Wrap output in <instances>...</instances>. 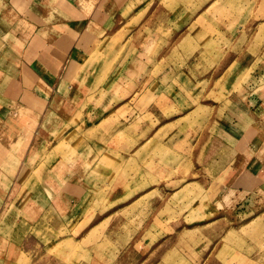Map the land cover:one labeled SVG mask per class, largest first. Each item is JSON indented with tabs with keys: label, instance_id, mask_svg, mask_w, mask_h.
<instances>
[{
	"label": "rangeland",
	"instance_id": "1",
	"mask_svg": "<svg viewBox=\"0 0 264 264\" xmlns=\"http://www.w3.org/2000/svg\"><path fill=\"white\" fill-rule=\"evenodd\" d=\"M181 5L186 6L188 25L196 27L194 31L199 29V34L192 36L202 40L199 46L195 43L189 45L188 64L181 67L156 65L150 70L151 77L156 78L154 83L136 81L133 85L130 82L128 91L139 85L132 101L135 112H123L118 118L113 115V121H106L111 123L109 125L122 127L130 123L134 125L133 142L140 144L135 161L124 153L131 148L132 138L126 137L125 131L118 130L112 133L113 140L105 144L104 150H97L98 154H103L101 159L95 158L93 164L86 159V163L80 160L85 163L82 170L61 171L63 176H60L58 166L50 165L52 155L73 160L83 140L88 143V138L94 136L79 124V117H85V113L81 112L82 115L72 120L62 114L60 117L66 131L55 133L43 146L38 137L33 139L37 128L33 122L41 120V115L30 107H26L28 113L16 114L19 120L16 123L22 127L26 125L25 144H16L19 136L16 141L8 143L19 154V161L13 159L15 169L20 167L18 173L24 164L31 163L29 154L39 150L30 165L29 175H24L16 185L17 188L21 186L20 193L11 196L17 198L13 201L15 204L3 206L1 197L4 199L5 194L0 192V264H115L113 251H109V257H106L99 248L112 249L119 244H122L124 253L117 264H162L158 263L162 241L166 239L171 243V249L178 250L177 233L181 226L186 229L204 226L219 217L227 219L215 226H207L205 236L197 235L195 246L190 244L184 249L186 253L188 250L199 254L189 260L214 264L213 250L220 247L228 233L231 234L230 240H236L230 242L231 249L243 250L244 244L255 245L258 253H264V182L260 186L258 181L239 182L237 175L243 170V163L234 161L236 143H243V140L255 143L251 146L253 150L255 145L259 149V143L264 139V0H182ZM191 13L195 15L192 17ZM172 16L158 14L155 18L160 25L168 27L178 16L177 9L172 11ZM168 33L159 35L161 41L168 38ZM201 53L206 58L204 64ZM97 54H93L96 59ZM77 56L76 51L75 58ZM140 68V74L145 73L146 67ZM179 70L181 76L176 75ZM140 74L135 76L147 75ZM83 84L74 83L77 94L85 91L81 88ZM26 101L30 104L28 99ZM111 102L108 99V103ZM51 103L54 109L64 104L56 96ZM57 110L61 111L62 107ZM53 116L52 113L51 118ZM45 124L43 121L42 126ZM221 131L229 132L230 138ZM32 139L35 150L29 146ZM19 141L22 143V139ZM152 145L159 146L146 155L145 151ZM229 146L230 177H227L224 176L226 170L222 173L218 170L226 165ZM2 149L0 147V154L4 152ZM149 156L153 157L150 164H146ZM100 161H104V169ZM65 164L69 165L68 161ZM1 169V173L12 174L2 158ZM96 172L101 176L109 173L114 178L100 180ZM218 173L221 174L216 176ZM11 180L0 174V190ZM63 188L69 192L63 194L68 197L66 201L73 198L82 203L85 199L87 203L85 211L76 212V217L72 218L74 227L66 226L71 212L58 207L62 198L57 200L56 194ZM229 188V210L219 209L223 216L212 214L211 206ZM25 190L29 192L26 194ZM133 202L138 204L131 208ZM105 203L114 208L107 209ZM115 204L117 206H113ZM102 218L103 225H96ZM106 229L109 231L103 237ZM133 231L138 232L133 235ZM212 234L218 236L216 241L210 238ZM155 249L158 252L146 261L148 250ZM230 257L231 262L237 261ZM172 258L174 260L175 256ZM255 260L259 261V257Z\"/></svg>",
	"mask_w": 264,
	"mask_h": 264
},
{
	"label": "crops",
	"instance_id": "2",
	"mask_svg": "<svg viewBox=\"0 0 264 264\" xmlns=\"http://www.w3.org/2000/svg\"><path fill=\"white\" fill-rule=\"evenodd\" d=\"M181 1L0 0V147L4 151V154L0 155V160L2 158V161L9 165L11 168L9 170L12 172V174L1 173L3 170H0L2 177L12 179L4 189L0 190L2 195L5 194L4 199L1 197L3 206L7 204L10 206L17 199L11 196L14 193H20L21 186L17 188L16 185H18L24 175H27L31 171L30 165L37 157L39 150H37V154H35L36 156L34 155L31 163L27 165V171L20 175L18 173L20 167L17 166L15 169V165L13 164V159L18 160L19 154L14 152L13 146L8 144L9 141H16L18 136L20 140L22 139V143L18 139L16 144H25L23 141L26 139L24 137L26 125L22 127L16 123L19 121L16 114L21 115L23 110H27L26 107H30L34 112L44 115L48 108H51L50 104L55 95L60 96L65 105L61 106V111L57 110L53 112L54 116L45 124V127L42 126L44 116L41 118L34 131L33 139L38 137L42 146L48 144V142L45 143L46 139H49L55 133L58 135L60 132L64 133L66 131V129L64 130L65 125H62L63 119L60 117L62 114L67 115V120H72L75 116L78 115L79 117V115H82L80 114L81 112L85 113V117H79V124L91 131L94 136L98 135V137L93 136L92 138H88V143H84L85 141L83 140L78 146L79 149L76 150L79 153L73 157L74 159L69 165L65 164L68 159H65L63 156L52 155L53 158L51 157L50 165L53 163L58 166L57 172L60 173V176H63L62 172H75L78 168L82 170L81 168L84 167L86 162L93 164L95 158L101 159L103 154H98L97 150H104L105 144L113 140L112 137L114 135L112 133L115 134L118 130L125 131L123 132L125 136L132 138L129 145L131 148L125 150L124 153L134 156L132 153L140 148L138 141L133 142L134 135L132 131L135 129L134 125L130 123L122 127V125H109L111 123L107 124L106 121H113L123 112L129 114L135 112L132 101H134L133 98L138 91L139 85H136L137 88L135 90L130 89L128 91L130 82L133 85L136 84V81L154 83L156 78L151 77L150 70L156 65L186 66L188 64L187 50L189 45L195 43L199 46V41L200 43L202 42L201 38H194L192 36L194 33L199 34V29L197 28L198 30L194 31L196 27H193L191 24L188 25L186 20L188 17L187 9L186 6L181 5ZM169 2L170 4H168ZM44 3H48L46 7L43 6ZM176 9L178 10V16L168 27L164 24L160 25V21L155 18L158 14L168 15L172 18V11ZM194 15V13L190 14L192 17ZM135 19L137 21L127 27ZM166 32H169L168 38L165 37L161 41L159 35H164ZM84 34H86V39L82 41L80 38ZM76 51L78 56L75 58L73 55ZM95 52H98L97 55H99L97 59L93 56ZM200 58H202V64L206 63L204 62L206 58L202 57V53ZM71 60L75 65L80 66L79 74L82 73V75L78 76L75 73L70 76L65 90L67 94L64 95L59 91V87L65 73L64 65ZM43 61L45 63L44 70L39 67ZM140 67H146L145 73L141 74L147 73V75L140 74V70H142ZM138 73L141 75L139 78L135 76ZM176 75L181 76L182 72L179 70ZM81 76L86 77V81L82 86L85 91L80 92L73 99L70 95H76L75 90L77 89L74 82L75 80H80ZM156 87L159 88L160 86L156 85ZM239 95L241 96V93ZM114 98H116V101H114ZM27 99L30 103L35 101L36 106L31 107L32 105L26 101ZM108 99L112 100V102L108 103ZM113 115L116 117L114 118ZM7 118H12L13 120H8ZM227 124L230 130L229 122ZM224 131H221V133L230 138L229 132ZM6 135H8V138L5 137ZM236 144L238 148L236 147L235 150L236 157L234 161L243 163V170L240 172V175H237L239 176V182L248 184L258 181L257 183L260 186L264 182V139L259 143V149L255 145L252 150L251 146L255 143L245 142L244 140L243 143L239 142ZM219 145H223V143L220 144L219 142ZM158 146L152 145L147 148L145 151L146 155L149 151L154 152ZM163 148L165 149V147ZM227 151L226 165L218 171L222 173L226 170L227 173L224 176L230 177V146ZM121 153L123 154V152ZM211 155L214 156L213 150L211 151ZM152 157L146 158V163H149ZM21 160L22 158L20 162ZM80 160L85 163H81ZM133 160L135 161V158ZM169 160L172 161V159ZM100 164L103 169L106 167L104 161H100ZM91 167L90 170H92ZM98 172L95 173L97 174L96 176H99L100 180L103 179ZM221 173L216 174V176H219ZM246 179L248 180L244 182ZM65 185H62V187ZM262 187L264 188V186ZM65 189L63 188V190H60L56 194V199L60 201V198H62V203L58 205L59 209L71 212L69 214L71 218L66 222V226L72 225L74 227L75 224L72 223V218L76 212L85 211L87 203L85 199L82 203L77 202L73 198H69L66 201L68 197H64V195H67L69 192ZM100 191L102 190L100 189ZM153 191L151 190V192ZM27 192L29 191L25 190L26 194ZM203 193L205 194L202 189V195ZM136 204L138 203L133 202L131 208ZM185 206L187 207V205ZM109 208L114 207H108L107 205V209ZM211 208L215 212L212 214L216 216H223V213L219 212V209L229 210L230 188L226 190L223 196L218 197V202L212 205ZM238 208H241V206H238ZM226 219L223 217L215 218L208 225H199L191 229L181 226V229L179 228L177 233L178 250L171 249V243L165 239V241H162L160 247L162 250H158L161 251V260L158 263L203 264L189 260L190 257H197L199 254L188 252V250L186 253L184 249L189 248L190 244L194 247L196 242L194 238H197V235L204 237V233L208 232L207 229L204 230L207 226H215ZM102 222L103 218L96 225L102 226ZM108 231L109 229L105 230L103 237ZM137 232L133 231L132 233L135 235ZM147 233L152 235L148 231ZM230 235L228 233L224 236V242H221L220 247L213 250L214 264H252V262L264 264V253H258L255 245L247 246L244 244L243 250L231 249L230 242H235L236 240H230ZM217 237L212 234L210 238L216 241ZM127 240L125 239L124 242H127ZM242 241L244 243L247 242L245 238ZM132 247L134 248V244ZM113 248L105 249V247H102L99 249L104 251L102 256L105 254L106 257H109V251H113L115 256L114 262L117 264L118 258L124 251L120 248ZM158 251L155 249V251L149 252L148 250L146 261L152 258ZM173 256L175 258L171 260ZM230 256L234 259L236 258L237 261L231 262ZM205 257L206 255L204 254ZM258 257L259 261L255 260Z\"/></svg>",
	"mask_w": 264,
	"mask_h": 264
},
{
	"label": "bare ground",
	"instance_id": "3",
	"mask_svg": "<svg viewBox=\"0 0 264 264\" xmlns=\"http://www.w3.org/2000/svg\"><path fill=\"white\" fill-rule=\"evenodd\" d=\"M31 5V4H30ZM93 11V10H92ZM84 30V29H83ZM87 31V30H86ZM85 31V32H86ZM84 32V33H85ZM80 34V33H79ZM86 34H88V33H86ZM86 34H84V35H82L81 36V38H80V40H82V41H84L85 39H86ZM79 47V46H78ZM75 54H76V52H75ZM75 54L73 55V57H75ZM77 65H75V63L71 60L70 62H68V63H66L65 65H64V76H63V78H62V80H61V83H60V87H59V91L60 92H62L64 95H66L67 93H66V81H67V78H70V76L72 75V74H75L76 73V75H78V76H80V75H82V73L81 74H79L80 72V70H79V67H76ZM79 66V65H78ZM40 69H45V63H44V61H43V63H41L40 64ZM76 79V78H75ZM79 81V83H85V81H86V77H83V76H81V79L80 80H75V84L77 83ZM82 88V87H81ZM53 91V90H52ZM77 89L75 90V93H76V95H77ZM51 94V93H50ZM58 94V93H57ZM57 98H59L60 100H61V98H60V96H57V95H55ZM69 96V95H68ZM48 97V96H47ZM70 97H75V95L74 96H71L70 95ZM74 99V98H73ZM40 101V100H39ZM32 106H36L35 104H36V102L35 101H33L32 103H30ZM63 105H65V103L63 104ZM63 105H61V106H63ZM50 106H51V108L49 109L48 108V110L44 113V115H41V117L40 118H42L43 116V121H45L46 123H47V121H48V119L50 120V118H51V114L54 112V111H57V109L59 108V107H61V106H59V107H55V109H54V104L53 103H51L50 104ZM43 107V106H42ZM28 111L29 110H24L22 113H24V112H26V113H28ZM42 112V111H41ZM22 113H21V116H22ZM33 114L34 115H36L34 112H33ZM37 114H39V113H37ZM22 118H24V116L22 117ZM39 119V118H38ZM36 120V119H35ZM39 121H40V119L37 121L36 120V122H33L35 125H36V127L38 126V124H39ZM33 143V144H32ZM32 143H29V146H30V148L32 149V150H35V149H37L36 148V146L34 145V141L32 142ZM36 143H37V141H36ZM36 145H38V144H36ZM3 152V151H2ZM138 153H139V149H137L136 150V152H134V153H132V154H134V156H130V158L131 157H135V156H137L138 155ZM2 154V153H1ZM0 154V155H1ZM3 154H4V152H3ZM35 154H37V153H30L29 155L31 156L30 157V159H29V161L31 162L32 160H33V157H34V155ZM85 154V153H84ZM6 155V154H5ZM36 156V155H35ZM45 156V155H44ZM26 157H28V156H26V154L24 155V159L25 160H27L26 159ZM134 159V158H133ZM38 160V159H37ZM46 160H47V158H46ZM128 160V159H127ZM40 161V160H39ZM72 160H68V163H70ZM147 164V163H146ZM150 164V163H149ZM26 166H27V164L25 165L24 164V166H23V168L21 169V171H20V175H22V173L23 172H25L26 171ZM37 166V165H36ZM40 166V165H39ZM95 168V167H94ZM102 171V170H101ZM100 172V171H99ZM105 172V171H104ZM33 173V172H32ZM29 175V174H28ZM116 175V174H115ZM103 177V179H107V180H110V179H112V178H114L113 176H112V174H109V173H107L106 175H103L102 176ZM117 177V176H116ZM24 178V177H23ZM20 179V178H19ZM106 182V181H105ZM12 194V193H11ZM5 197V196H4ZM122 244H119L118 245V247L117 248H120V249H122ZM119 249V250H120ZM73 252V251H72ZM224 252V251H223ZM73 254V253H72ZM67 255H69V254H67ZM174 255V254H173ZM173 259V258H172ZM177 261V260H176ZM67 263V262H66ZM169 264V263H168ZM181 264V263H180Z\"/></svg>",
	"mask_w": 264,
	"mask_h": 264
}]
</instances>
